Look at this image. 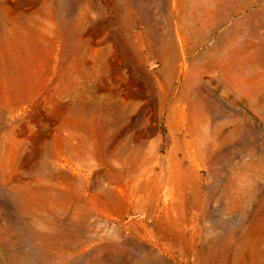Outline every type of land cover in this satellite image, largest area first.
Returning a JSON list of instances; mask_svg holds the SVG:
<instances>
[{"label":"rangeland","instance_id":"rangeland-1","mask_svg":"<svg viewBox=\"0 0 264 264\" xmlns=\"http://www.w3.org/2000/svg\"><path fill=\"white\" fill-rule=\"evenodd\" d=\"M233 261L264 264V0H0V264Z\"/></svg>","mask_w":264,"mask_h":264},{"label":"bare ground","instance_id":"bare-ground-1","mask_svg":"<svg viewBox=\"0 0 264 264\" xmlns=\"http://www.w3.org/2000/svg\"><path fill=\"white\" fill-rule=\"evenodd\" d=\"M176 106H170L169 107V109H168V115H167V117H166V121H167V127H169V128H171V125L172 124H176L175 123V121H182V119L184 118L183 116H182V114L181 113H178V112H176V110H177V108H175ZM184 144H185V142H183ZM185 148H186V146H185ZM187 149V148H186ZM186 152H189V151H187V150H185ZM186 154V153H185ZM189 155V154H188ZM184 157V156H183ZM142 172H145V171H142ZM140 173V172H139ZM137 174V173H136ZM145 173H141L140 175H139V177H142L143 175H144ZM189 174H191V173H189ZM136 181V180H135ZM237 250V248H235L233 251L234 252H237L236 251ZM233 264H236V261L234 262L233 261Z\"/></svg>","mask_w":264,"mask_h":264}]
</instances>
